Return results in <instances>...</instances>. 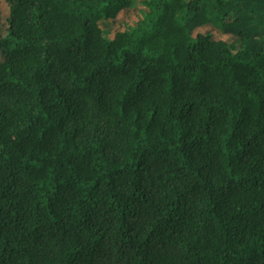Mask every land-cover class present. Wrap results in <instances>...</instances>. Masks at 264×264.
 Wrapping results in <instances>:
<instances>
[{
  "label": "trees",
  "instance_id": "trees-1",
  "mask_svg": "<svg viewBox=\"0 0 264 264\" xmlns=\"http://www.w3.org/2000/svg\"><path fill=\"white\" fill-rule=\"evenodd\" d=\"M262 5L0 0V264H264Z\"/></svg>",
  "mask_w": 264,
  "mask_h": 264
},
{
  "label": "rangeland",
  "instance_id": "rangeland-1",
  "mask_svg": "<svg viewBox=\"0 0 264 264\" xmlns=\"http://www.w3.org/2000/svg\"><path fill=\"white\" fill-rule=\"evenodd\" d=\"M262 9L264 8V6L262 5L261 7ZM249 9L252 11V13H254L255 11L257 12V9L258 7L255 6V5H249ZM249 18L246 19V15H241L240 19L241 20H245L246 23V26H248L249 22H253L252 20V17L250 16V14H247ZM262 13H257V19L256 21L257 22H260L259 20L262 18ZM240 20V21H241ZM264 26V25H263ZM191 27V26H190ZM241 29H243V26H240ZM263 28H259V30H261ZM196 30L198 32L199 28H196L194 26H192V31ZM231 38V37H230ZM229 38V40H230ZM239 41H241L242 43V46L245 48V49H250L253 53H257L258 49H259V46L260 44L262 43L263 39L261 37H239L238 39Z\"/></svg>",
  "mask_w": 264,
  "mask_h": 264
}]
</instances>
